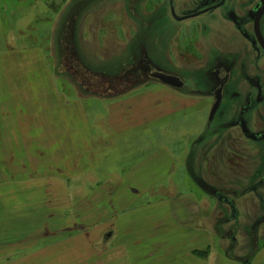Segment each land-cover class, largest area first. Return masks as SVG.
<instances>
[{"label": "rangeland", "instance_id": "obj_1", "mask_svg": "<svg viewBox=\"0 0 264 264\" xmlns=\"http://www.w3.org/2000/svg\"><path fill=\"white\" fill-rule=\"evenodd\" d=\"M136 1L143 2L142 11L149 13L160 7L162 2L166 3V0H157V5L155 0ZM62 2L63 0H39L36 7L31 6L28 28L24 25L19 29L16 24L11 27L9 20L4 19L5 31L8 34L12 31L14 45L13 51L0 52V66L1 60L7 55H12L14 59L17 55H23L24 67L20 74L15 66L0 69V105L5 109V112L0 111V115L3 112L10 113L17 106L22 110L27 109L31 95L39 102L40 108L42 99L45 98L46 112L49 113L54 109H62V104L71 105L69 112L53 113L52 131H48L50 136L47 133L41 134L40 139L46 138L47 146L52 140L62 147L64 143L68 147L72 143L75 151L84 148L87 143L86 148L91 151L96 164L90 165L89 177L81 178L84 181L71 182L72 191L79 192L72 202L66 196L51 194L50 189L57 184H54L52 177L48 178L46 175L50 173V167L57 166L53 163L44 165L46 173L43 175L47 179L44 182L40 180V184L30 181V185H25L28 186L26 188L18 190L16 187L9 191L1 190L0 187V264H106L107 240L96 245L93 239L95 235H101L102 239L112 231L116 232V236L120 235V230H124L123 224L119 223L125 220L122 215L124 210L136 208L139 211H149L150 206L163 205L164 218L173 222L176 221L178 207L173 209L170 201H178L189 195L198 199L202 190L206 189L210 192L218 190L221 196L234 199L236 191L252 187L249 181L242 179L247 178L246 174L253 168L258 171L253 184L261 189V193L258 192L254 197L260 202L264 201V185H260L264 176V163L260 149L242 134L241 139L234 135L229 116L222 129L216 126L219 121L210 122L214 87L212 83L203 81V70H194L198 67L195 56L200 52L197 49L200 42H196L198 38L187 27L189 24L185 26L177 23L170 16L167 22L164 20L158 24L156 21L151 22V18L144 17L140 9L130 15L132 12L112 9L110 6L108 11L95 12L90 16L95 17L99 25H103L102 32L106 30L107 35L85 38L93 43L96 58L102 57L105 52L112 55L114 47L122 46L121 42L126 43L130 35L114 33L121 32L123 25L140 23L141 28L137 26L134 30L136 35H131L133 39L128 41L130 52L125 57L128 60L124 62L126 65L120 67L121 63L112 61L105 64L108 67L102 68L104 63L88 59L87 62L93 65L89 69L83 67V62L76 55H71L70 61H65L61 71H58L57 58L50 41L55 23L53 12L59 4L62 6ZM146 2L149 5L145 6ZM110 29L113 36L110 35ZM102 40L107 42V48L103 50ZM172 40L174 42L170 53L174 55L175 65L171 66L165 60L163 65L151 70L185 79L188 84L186 90L170 89L151 79L147 63L138 60L142 58L139 53L141 48L146 47L148 51L158 49L159 55L162 46H170ZM129 55L138 58L137 61H130ZM130 62L132 63L127 66ZM99 69L118 77L107 82L97 74L96 70ZM29 82L34 84L21 91ZM38 87L45 88L46 94H43L44 91L40 94ZM201 87L203 90H200ZM231 109L232 103L229 101L223 113L228 114ZM40 128L47 131L44 124ZM217 134H222V138ZM215 163L219 164L217 171ZM4 166L3 170H8ZM191 168L195 171L196 180L188 174ZM63 175L67 176L65 173ZM107 182L111 184L106 187L103 196L102 188ZM60 188L64 189L63 186ZM95 191L101 193V201L87 200L88 211L92 212L87 220L82 219L78 202ZM109 192L112 195H107ZM122 192L123 195L128 193V201L121 199L119 195ZM111 199L113 204L109 202ZM250 212L254 214L255 222L264 221L262 210ZM100 214L105 218L101 228L93 225V217L95 219ZM153 214L147 212V216ZM226 215L229 213L223 211L222 220ZM144 219L146 218L141 221ZM78 226L91 232L83 240L76 241L75 237L84 236L83 231H80L82 228ZM43 237L46 240L44 243L41 242ZM67 238L73 240L67 246H71L67 248L70 252L63 253L65 257L55 261L52 259L53 253H50L46 254L45 259L38 261V256L42 255L39 254L40 248L54 252L64 246L60 241ZM116 253L109 257L113 264H118ZM58 254L59 252L56 255ZM69 254L74 259L68 258ZM130 254L132 255V251Z\"/></svg>", "mask_w": 264, "mask_h": 264}, {"label": "crops", "instance_id": "obj_2", "mask_svg": "<svg viewBox=\"0 0 264 264\" xmlns=\"http://www.w3.org/2000/svg\"><path fill=\"white\" fill-rule=\"evenodd\" d=\"M155 1L156 5L159 4L157 0ZM37 3H39V0H0V52L13 51L14 45L12 31H9V34L7 30L5 31L4 19L9 20L11 27H14L16 24V27L19 29H22L24 25L28 28L30 25L31 6L34 8ZM142 4L143 2L136 0H63L62 6L59 4L57 10L53 12L55 23L53 24V32L51 33L53 36L52 41H50L51 49L57 58L56 67L58 71H61L65 61H70L71 55H76L83 62V67L89 69L93 65L91 62H87L88 59H95L104 63L101 66L102 68L108 67L105 64H109L112 61L121 63L120 67L126 65L124 62L128 60L125 57L130 52V42L128 41L133 39V36H130L136 35L134 30L141 28V24L123 25L121 32L118 31L114 34H130L128 36V43L121 42L122 46L114 47L115 51H112V55L105 52L102 57L98 58L97 56L96 58L94 56L96 52H94L93 43L86 39L85 36L102 37L107 35L108 32L106 30L102 32V29H104L103 25H99L95 17L90 16L95 14V12H106L110 9V6L112 9L132 12L130 15H133L136 9L142 11ZM147 5H149V2H146L145 6ZM156 9L151 13L143 11L141 13L144 17L151 18V22L156 21L158 24L163 23L164 20L167 22L168 12L166 3L162 2L160 6L161 11L159 13L161 16L163 15L162 17L157 13ZM161 19L163 20L161 21ZM161 29L163 30V28ZM95 30L97 31L95 32ZM110 35H112L111 29ZM156 42L157 40H155ZM18 43H20V40H18ZM106 45V40H102L101 49L107 48ZM157 50L148 51L146 47H143L141 48V52H139L142 58H132L130 55L128 58L130 61L133 59L132 62L137 61V59L139 62L144 61L147 63H145L146 65L152 67L159 60H167L168 56L171 55L172 49L170 46H164V48L162 46L159 55H157ZM22 56L17 55L16 59L12 55L5 56L1 60L0 69L14 68L15 66L17 73L20 74L24 67ZM114 56L115 59L113 60ZM132 62L128 63L127 66ZM96 71L107 82L111 78L118 77L104 69ZM150 78L153 79L151 76ZM159 83L162 84L161 82ZM33 84L29 82V85L21 88V91L28 89ZM38 88H40V94L43 91V94H46L45 88ZM61 107L62 109L58 111L54 109L51 113L46 112L45 98L42 99L40 108L39 102L36 101L35 97L33 98V95L29 99V107L27 109L22 110L17 106L14 107V110H10V113H4V106L0 105V111H4L0 115L1 190L6 189L9 191L16 187L20 190L28 187L25 185H30V181L40 184L42 182L40 180L44 182L47 179L46 176H48V178L52 177L54 184H57L50 189L52 190L51 194L66 196L71 202L75 196L79 195L78 190L72 191L71 182L88 178L89 172H91L90 165L96 164L91 151L86 148L88 144L86 143L84 148L75 151L72 143H70V147L66 146L65 143L62 147L61 144L56 145L57 141L47 140L51 142L47 146L46 138L40 139L41 134L47 133L50 136V132L48 131H52L51 121L53 113L69 112L71 109V105L62 104ZM42 124L46 126L47 131L40 128ZM67 144H69V141H67ZM188 161L189 163L191 162L190 159ZM47 163L50 165L56 164L57 166L55 168L54 166L50 167V173L44 177L43 174L46 173L44 165ZM4 165H6L8 170H3L5 168ZM214 168L215 171L219 170V164L215 163ZM63 173L67 176L64 177ZM188 174L196 180L195 171L192 168L191 170L189 169ZM256 178H250L251 180L243 178L242 180L249 181L253 187L255 186L253 183H255ZM58 183L64 189L60 188ZM110 184V182H107L103 186V196L106 193V187ZM252 187L243 189L241 192L236 191L233 195L234 199L221 196L218 190L210 192L207 189L206 191L202 190L198 199H195L193 195L180 198L178 201L174 199V201L170 202L174 206L173 209L178 207V212L175 213L178 217L175 216L176 221L173 222H168L164 218L165 208L163 205L150 206L149 211L140 210V212L136 208L124 210L122 215L125 220L119 222L123 224L124 230H120V235L116 236V232L114 231L106 235V237L103 236L102 239L101 235H95L93 243L98 245L101 244L102 240H107V243H105L107 253L105 255L108 256V262L106 264H113L109 261V257L115 256V252H117L118 256V264H264V221L255 222V216L250 212L255 211L257 213L259 209L264 212V201L260 202L254 197L259 194L258 192L261 193V189L257 187L254 189ZM135 193L137 192L135 191ZM130 194L132 195L133 192ZM102 195L101 193L99 194V191H95V193L89 194L85 200H79L77 207L82 219L87 220L92 212L88 211L87 200L101 201L99 196L102 197ZM107 195H112V193L109 192ZM119 196L122 197L121 199L124 202L128 201V193L123 195L122 192ZM212 196L215 198L213 197L212 199ZM109 202L113 204V199ZM118 202L120 204V200ZM107 204L109 205V203ZM223 211L226 214L229 213V215H226V218L222 220L221 214ZM147 212L154 214L147 216ZM101 215L95 219L93 215L91 216L94 220L93 225L99 228H101L102 223L104 225L103 221L105 219ZM144 217L146 219L141 221ZM97 220H101L102 222H95ZM78 227L82 228L80 231H83L82 234L84 236L75 237L76 241L79 239L83 240L91 232L85 228L88 231L86 234V230L83 229L84 227ZM71 238L60 241L64 246L54 252H47V249L40 248L39 254L42 255L38 256V261L45 259L46 254L50 253H53L52 259L55 261L65 257L63 253L70 252L67 248L69 249L71 246H67L72 244L70 241L73 239ZM41 242H46L45 237H43ZM131 251L132 255L130 254ZM57 252H59L58 255H56ZM140 252L142 253L140 254ZM68 258L74 259L73 255H70Z\"/></svg>", "mask_w": 264, "mask_h": 264}, {"label": "flooded vegetation", "instance_id": "obj_3", "mask_svg": "<svg viewBox=\"0 0 264 264\" xmlns=\"http://www.w3.org/2000/svg\"><path fill=\"white\" fill-rule=\"evenodd\" d=\"M166 3L168 16L177 23L189 24L187 27L198 38L196 42H200L197 44L200 52L195 56L198 67L194 70H203V81L213 84V106L218 94L221 96L218 110L212 119L209 117L210 122L219 121L216 126L222 129L229 116L234 135L241 139L242 134L256 145L264 163V0H166ZM156 8L159 13L160 7ZM170 56L166 61L174 66L176 60L174 55ZM163 62L165 60H159V64L152 67L146 65L148 74L161 72H152L151 68ZM181 80L183 88H170L186 90L188 84L185 79ZM229 101L232 109L225 114L224 107ZM221 135L217 134L222 138ZM253 170L255 168L246 174L248 179L258 176V171ZM262 179L261 186L264 176Z\"/></svg>", "mask_w": 264, "mask_h": 264}, {"label": "water", "instance_id": "obj_4", "mask_svg": "<svg viewBox=\"0 0 264 264\" xmlns=\"http://www.w3.org/2000/svg\"><path fill=\"white\" fill-rule=\"evenodd\" d=\"M151 77L159 80L162 84L172 87V88H178L181 89L183 88L184 84L183 81L181 80V78L174 76V75H168L162 72H154L151 74ZM221 102V96L218 94L217 96V102L215 103V105L212 107V112L210 115V119L213 118L214 114L216 113V111L219 108Z\"/></svg>", "mask_w": 264, "mask_h": 264}]
</instances>
